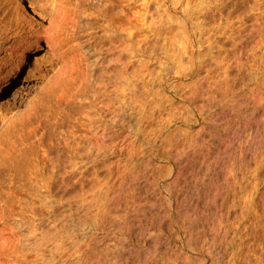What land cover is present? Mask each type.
Wrapping results in <instances>:
<instances>
[{
  "label": "rangeland",
  "instance_id": "374dc122",
  "mask_svg": "<svg viewBox=\"0 0 264 264\" xmlns=\"http://www.w3.org/2000/svg\"><path fill=\"white\" fill-rule=\"evenodd\" d=\"M45 1L0 0V35L4 34L3 40L0 42V65L6 66L5 68L11 69L10 71L18 70V74L0 91V139H2L0 145V196L2 199H10L9 203L13 206L11 208L15 210L22 209L21 205L19 206V202L22 204L21 199L22 201L27 199L30 201L29 198H32L28 196L30 193L26 194V189L22 187H31L30 180L27 181L30 172L28 173L27 171L30 170V160L35 156V152L28 142L33 140L34 137L31 140L26 137L28 136L30 125L31 127L37 126V130L39 129L37 137H41L44 143L54 144L59 141L62 142L68 132L77 126L76 124L79 123V120H82L85 112V101H82L81 98L84 95H87V97L89 95L86 92L79 94L80 97L75 94L77 75L75 78L73 77L75 81L70 79L71 77H68L69 80L67 76H61L59 59L46 48L44 42H40L37 45L39 46L37 50H31L35 40L33 38L34 29L29 27L30 25L33 27L37 23L36 21L39 22V17L40 19L43 18L42 12L46 14L49 8L52 7L49 6V3H51L49 0ZM125 1H121L116 6L117 10L125 3L128 5L126 8L124 7L125 5L121 6L122 9H126L125 11L123 10L124 16L121 14L122 21L120 22V24L125 26V30L130 28L128 29L129 31L133 30L136 33L139 31L140 33L142 30L144 32L146 29L148 31L152 27H157L161 33L160 44L162 46L164 44L168 54L177 56L181 51V46L188 41H181L180 38V33L183 29L181 26L183 19L180 18L179 13L180 9L175 10L170 0L167 3L163 0H148L147 4L149 5L147 7H150V14L148 12L146 14L145 10L142 12L141 0L137 2L136 7H134V3H131V0ZM156 1L159 3L158 8L161 3L160 10L157 9L158 4ZM252 1L254 0H218L217 6L219 7H214V12L212 10L209 14H206L207 16H202V14L196 13L199 0H189L187 8L190 10L191 17L187 18L185 22V29H188L191 40H193L189 53L192 52V54L199 56L201 61H203L198 60V62L203 65L199 67L201 64L196 62L197 73L194 72L195 74L190 75V65L189 60H187L188 53L186 52L182 54L183 56L181 55V62L183 63L180 62V64L187 69L185 72L188 73L187 76L174 75L175 73L173 72H176L174 69H177L175 65L168 72L164 68L166 65H161L163 70H166L163 71V73L166 72V74L164 73L166 79L169 78L168 80L171 83L165 86L164 89L166 90L160 88V86H158V89H161L162 91H159L168 95L167 98L169 99L170 97L172 101L167 99L168 102L164 99L166 96L162 94L165 97H160V95L158 98L160 93H158L157 86H155L157 92L153 88L154 92L152 91V94L156 95L157 98L152 96L153 98L151 97V99L149 96L148 102L150 105L148 104V108L152 107L151 102L153 104V101L157 99V103H160L159 105L156 104L159 109L153 106L152 114L149 113L151 109L147 110L148 116L144 112V116H141L136 124L139 130L135 131L133 129L132 134L131 131L128 132L127 127L121 130V139L126 134L130 135H126L127 137H124L126 140L121 141L122 146H114V150L112 148L114 152L109 150L107 158L95 164L93 170L92 168L90 169V173L83 177H80L82 176L81 174H77V178L74 176L70 180L65 178L64 180L65 182L68 181V185L64 181L62 182L65 185L61 183L63 184L62 189L64 187L68 189L67 187L70 184L73 186H69L68 191L66 189L60 190L59 194L61 196L64 194L65 198L68 196L71 198L70 195L72 194L76 198L83 194L88 196L86 199H90V213L87 212V214H91L92 222L87 219L89 215L85 216L86 212L83 206L75 207V201L71 206L77 209H73L74 217L71 220L67 219L69 222L63 220L62 223L64 225L60 222L59 227L57 226V235L53 234L56 235L55 243L53 235L52 237L49 236L52 234L53 225L47 219L37 226L36 234L34 233L35 228L32 229L34 234L27 232L32 237L29 234V236L26 233L24 234L29 240H27L26 236H20L24 232L21 234L16 229H14L15 231L9 230L12 223H10V226L7 224L8 228L4 227L5 230L0 227V244L5 239L7 243L9 242L8 245L10 243L13 244L11 245L13 250L12 248L8 249V252L3 251L2 245H0V264H158L155 261L162 258L165 264L166 262L167 264H264V104H252V99L250 100L257 81L255 79L252 80L248 74H243L246 71L248 73L247 68L240 67V69L238 66L239 70H242L241 72L236 68H233L234 70L231 69L232 71L230 72L231 77L235 75V79L233 77L234 82H231L233 89L229 91L230 93H222L221 95V91L219 92L216 89H213L210 93H206L203 90L195 97L196 101L193 99L194 104H192L193 100L188 101L190 96L186 99L187 94H190V92L185 89V86H188L189 90V85H191L192 81L200 80L201 77L207 79L205 74L208 70L206 69L211 66L208 57H202L204 54L207 55L208 49L200 47L202 50L204 49V52L198 47L195 39L197 34L207 29L218 30L217 24H225L227 17H229L232 26H238L242 21H252L257 17H261L259 19L264 21V0L261 1V5L258 2L261 7H259L257 2V4L253 5ZM130 3L131 5L133 4V9L129 5ZM43 7L47 10L43 9ZM136 8H139V12L141 11L138 13L141 16V20L134 14L137 10ZM155 8L161 13L166 10V13L158 15ZM17 9L20 14L23 11L22 15L25 17L20 14L18 16ZM130 9L134 11L131 13ZM49 11L47 12L48 16L51 13V9ZM152 12L153 15L151 14ZM131 14H134L133 18ZM149 15L153 18L151 17L150 19ZM16 16L18 20H16ZM20 16L21 18L19 19ZM44 16L42 20L46 22V17L48 16ZM93 17L96 16H88L89 19L86 17V20L93 21L91 31L97 34L99 33L98 28H100L97 26L100 18L93 19ZM31 18L36 21L33 22ZM131 19L132 21L130 22ZM133 19H136L137 21L134 20V22L136 21L137 23L140 21L138 24L139 28H136L137 25H135L136 23L133 22ZM152 19H154V22ZM94 20H96L97 25ZM149 20L153 22L150 28H148L147 24L150 22ZM16 22L18 24L21 23V27L24 29H21ZM127 24L130 27L129 25L126 26ZM95 28L97 31L94 30ZM82 29L85 30L84 28ZM146 31L144 33L150 32ZM150 38L152 39L153 37L150 36ZM98 43L97 37L92 44L99 47ZM74 45H76V41L64 47V51L61 49L60 57L63 56L66 62H68L67 59L70 58L69 55L73 52L71 47ZM215 51L218 52L217 49ZM215 51L214 53H216ZM249 52V61H251L253 53L252 51ZM111 55L113 56V53L110 54V58H112ZM106 58H109V55ZM204 58H206L205 61L208 60L206 63ZM257 60L260 59L257 58ZM19 63H22L20 68ZM254 63L255 65L258 64L257 67L260 68V61H255ZM208 65L209 67H207ZM211 68L209 75L213 74V77L211 76L212 78H210L209 76V80L214 81L213 78L217 76V72L214 70L215 68L213 69V65ZM253 68L255 69L256 66ZM261 68L263 67L261 66ZM260 74L257 75L264 82L262 69ZM171 79L173 80L171 81ZM209 80L207 79L206 82ZM74 82L75 84H73ZM173 82L176 83L174 84ZM183 82H186L185 86ZM69 88L75 96L68 91ZM182 89L184 91H180ZM168 92L173 93L172 96ZM223 94L225 95L224 98ZM207 95H210V97H207ZM160 99H164L163 103L158 102ZM150 100L153 101L150 102ZM28 110L31 112L29 113L31 115H28L30 118L27 116V118L23 117V119L18 118L19 115L28 112ZM171 114H174V116ZM140 122L142 124L139 125L138 123ZM137 128L135 127L136 130ZM248 137L249 139H246ZM24 143L28 146L24 145ZM133 148L136 149L133 150ZM27 149L32 152L29 151L30 154L29 152L27 153ZM18 150H22L24 155L21 151L20 154ZM110 151L113 153L112 155ZM28 156L30 160H27L30 162L25 159ZM27 163L30 164L27 166ZM13 165H15V168ZM25 166L27 167L25 168ZM16 167L20 169H16ZM8 171L12 172L10 173L13 175L12 178L14 177L12 181L15 182V185L19 187L21 185L22 188H18L20 190H12V185L9 182L11 180L7 178ZM25 175L28 179H25L27 178ZM74 178L76 181H73ZM127 179L129 182L126 181ZM28 187L25 188L29 192L31 188ZM74 198L73 200H75ZM16 201L17 203H15ZM36 207L34 211L40 213V211H37L39 205H36ZM129 208H134L138 212L136 211L134 214L132 212L133 209L130 210ZM72 220L74 223H72ZM123 220H125L123 227L125 230L123 228L122 230L125 233H121V229L115 231L114 223H120ZM38 228L41 229L38 230ZM45 228L48 232L45 231ZM50 231L51 233H49ZM47 233H49L48 236H46ZM42 235L43 237H41ZM21 237L26 238L23 240ZM39 237L43 238V240L39 239L37 245L34 241ZM51 238L53 239L50 240ZM59 238L64 241L68 240L65 245L69 246L72 243L77 248H74L75 250L73 249V251L70 250L71 252L65 249L67 253L61 251L60 254H57L56 245ZM232 241L233 243H231ZM32 242L36 245H29ZM27 250L29 251L27 252ZM74 251L78 252L75 253ZM231 252L236 254L233 262L230 258ZM64 255L67 256L65 257ZM53 256H55V259ZM227 260L231 262L229 263Z\"/></svg>",
  "mask_w": 264,
  "mask_h": 264
},
{
  "label": "bare ground",
  "instance_id": "6f19581e",
  "mask_svg": "<svg viewBox=\"0 0 264 264\" xmlns=\"http://www.w3.org/2000/svg\"><path fill=\"white\" fill-rule=\"evenodd\" d=\"M49 1L51 2V3H49V6H52L49 8V10L51 9V13L48 16L47 12H50L49 10L46 12V14H44V12H42L43 18L45 17L44 15L48 16V17H46L47 18L46 22H43V20H42L43 18L40 19V17H39V22L36 20H33L31 18L33 20V22L34 21L37 22V23L35 22L36 24L33 27H31V25L29 27V28L34 29L33 38L35 40L34 44H32L31 50L32 51L37 50L39 47L37 45L40 44V42H44L46 45V48L52 54L56 55L57 58L59 59L58 61L61 64V67H60L61 76L65 75V76H67V79H69L68 77H71L70 79L74 80L73 77L75 78L77 75V79H76L77 80V86L76 85H75L76 87L74 86L75 91H76L75 94H77V96H79V94L86 92L89 95H88V97H87V95L86 96L84 95V96H82L83 98H81L82 101H85V104H84L85 105V112L83 113L82 120H79L78 124H76L77 122L75 123L77 126L75 127V125H74L75 128L72 131L69 130L70 132H68L67 136L64 138V140L62 142L59 141V142L54 143V144L44 143V141H42L41 137L40 138L37 137L39 134L38 133L39 129L37 130V126L31 127V125H30V128L29 127H28L29 129L27 128L28 129V136H26L27 139L31 140L34 137L33 140L28 141V142H29V146L35 152V156H33L32 160L29 159V156H28V158L27 157L25 158L26 160L28 159L31 161L30 162L27 160V162L31 163V166L29 165L30 170L28 169L29 167L27 168V170H29L27 172L28 173L30 172V175L28 176L29 179L25 175V177H27L25 179H28L27 181L30 180L31 187H28V186H22V187H24V189H26L27 192H25L24 190L23 191L26 194L30 193L28 196L32 197V198H29L30 201L27 199L28 202H27V200L22 201V199H21L22 204H20V202H19L20 200H19L18 201L19 206L21 205L22 209L18 210L17 207H15L17 209V210H15V209L11 208L13 206H11L9 203L10 199H8V200L2 199V197L0 196V227L1 228L3 227V230H5V228L7 227V224H9L8 226H10V223H12L11 224L12 226L9 228V230L11 229L12 231H15L14 229H16V231H19V233H21V234H22V232H24L23 235H20V236H26L24 234L25 233L27 234V232H30L31 234H34V233L36 234L37 226H39V224L41 225L43 220L47 219L53 225L52 234L49 235L50 237H52L53 234L57 233L58 227H59L58 225L60 224V222L62 223L63 220L67 221V219L68 220L73 219V217H74L73 209L75 207H79V206H81V207L83 206V208L85 209V212H86L85 216L89 215V217L87 219L90 220V222H92V218H90L91 214H87V212L90 213L89 212V210H90L89 200L90 199H88V200L86 199V198H88V196L81 194L82 196H80L79 198L78 197L76 198L75 195L72 196L73 195L72 194V195H70L71 198L68 195H67L68 197L65 198L63 196L64 194L62 195L63 197L59 194L60 190L62 189V185L63 184L65 185V183L68 185V183H67L68 181L65 182L64 179L68 178L70 180V179H73L74 176H75V178H77L76 177L77 174L78 175L81 174L82 176H80V177H83L84 175L90 173L91 168L93 170V166L95 164L104 161L108 156L109 150H112V148L114 146H122L121 145L122 142L124 140H126L124 137L130 136L129 134L128 135L126 134L127 136L123 134L124 139L123 138L121 139V134H122L121 130H123L124 128L127 127L129 130L128 132L131 131V134L134 130L135 131L139 130L136 126L137 121L140 120L139 118L141 116H144V114H145L144 112H146L145 115H147V110H149V109H151L149 112V113H151L152 107L154 106V107L158 108L157 106L160 104V103H157V101H156L157 99L154 101L150 100V102L153 101L154 103L152 104V102H151L152 107L148 108V104H149L148 98H149V96H150V98L152 96H154L152 94L154 92L153 88H155V86H157L156 88L158 89L159 88L158 86H160V88L164 89L168 83H171L168 80L169 78L166 79V77H165L166 75H164V73L166 74V72L163 73V71L166 69L168 72L169 70H172L173 66L175 65L177 69L176 70L174 69V71H176V72H173V73H175L174 75H177V74H178L177 76H187L188 75V73H185L187 70L185 68V66L180 64L181 57L183 56L182 55L183 53H185V52L188 53V59L187 60H189V65H190V69H189L190 73L189 74L190 75L193 74L194 72L197 73L196 72L197 69L195 68V63L197 62V64H198V63H200V62H198V60L201 61L199 56L192 54V52L189 53V48L193 45L192 44L193 40H191V36L189 35L188 29H185L186 28V23H185L186 19L191 17L190 10L187 8L188 7L187 4L189 3V0H170L171 1L170 3H171V5H173L175 10L180 9V11H179L180 18L183 19V22L181 25L183 29H182V32L180 33L181 41L188 40L187 43H185L181 46V51L178 53V55L177 56L174 55L175 57L167 53L164 44H163V46L160 44L159 40H160L161 33L157 29V27L150 28L151 24L154 22V19H152L153 22H151L149 20L151 23L150 22L147 23L148 28H150V29H148V31H150L149 33H144L147 29L144 32L142 30L143 34H142V32H140L141 33L140 34L139 31H137V33H136V31H133L131 29L133 32H135V33H133L132 31L128 30L130 28L125 30V28H124L125 26L120 24V22L122 21L121 14L124 16L123 12L126 10L125 8L128 5H126V3H125L124 4L125 6L121 5V6L125 7L124 9H122V7L120 6V8L116 10L117 4L118 3L120 4V2L124 1V0H49ZM126 1L128 2V0H126ZM131 1H132L131 3H134V7H136V4L139 0H131ZM147 1L148 0H141V9H142V12L145 10L146 14H147V12H148V14H150V12H149L150 7H147V5H149V4H147ZM153 1H155V0H153ZM157 1H156V3H157ZM163 1H165L166 3L168 2V0H163ZM261 1L262 0H254V1H252V3L254 5V4H257L258 2H260V5H261L262 4ZM217 2H218V0H199L198 10L196 11V13L202 14V16L209 14V12H211L214 9V7L215 8L219 7V6H217V4H218ZM131 3L129 5H131ZM47 4H48V2H47ZM47 4H44V5H47ZM50 4H52V5H50ZM157 4H158L157 9L161 8V3H160L159 8H158L159 3H157ZM132 5H131V8L133 9ZM258 5H259V3H258ZM260 5H259V7H261ZM164 6H166V5H164ZM146 8H148V9H146ZM43 9H45V7H43ZM132 9H130L131 13H132V11H134ZM45 10H47V9H45ZM137 10H136V12H134V14H136V17L140 19L141 16H139L140 14L138 15V13H140L141 11L139 12V8ZM155 10H156V8H155ZM22 12L20 14L18 9H17L18 16H19V14L22 15L23 14ZM213 12H214V10H213ZM145 13H143V14H145ZM165 13H166V10H163L162 13L160 11H157L156 14L162 15ZM40 14H39V16H40ZM151 14L153 15V12ZM133 15H132V18H133ZM88 16H96V17H93V19L94 18H100L99 23L97 21L98 25L96 24V20H94L95 24L101 28V29L98 28L99 33L94 34L91 31V28L93 26V21L92 20H86V17L88 18ZM23 17H25V16H23ZM151 17L152 16H150V19H151ZM20 18H21V16L19 17V19ZM28 18H29V16H28ZM259 18H261V17H259ZM259 18L257 17L252 21L248 20V22L242 21V23L240 25L232 26V24H230L229 17H227L225 24H222V23L217 24L218 30L215 31L213 29H210V30L207 29V30H205L206 32L205 31L199 32L197 34V36H196L197 38H195V39L197 40L196 43L198 44V47L199 48L200 47H202V48L206 47V49H208L207 55L204 54V55H202V57H208L209 62H211V66L213 65V69L215 68L214 70L217 72V76L216 77L214 76L215 77V78H213L214 81L210 79L211 81H213L212 83H210L211 81L209 80V76H210L209 74H210V71L212 70V68H211V66L209 67V65H208L207 67H209V68H207V69L205 68L206 70H208L206 73L207 75L205 74V76L210 82L209 81L206 82L207 79H203L204 77L200 76L201 81L199 79L196 81H192V83H190L191 85H189V90H188V86L187 87L185 86L186 82H183V84L185 83L184 84L185 89H187V91L190 92V94H187L188 96L186 98V99H188V97L190 96L188 101L195 99V97H197L199 92L201 93V92H203V90H205L206 93L207 92L210 93V92H212L213 89H216V90H219V92L221 91V95H222V93L226 94L229 91H232L233 85L231 82H234L233 77L235 75L233 77H231V73H230L232 71L231 69L236 68L239 70V68L242 67V68L248 69V73H247V71H246L247 69H246L245 70L246 73L243 72V74H248V76H250L252 78V80L255 79L257 81V83L255 85L256 88L253 90V95L250 98V100L252 99V102H253L252 104H257V105L258 104H264V87H263L264 82L262 80H260V77H258V75H257V74L261 75L260 74L261 69L264 72V21H261V19H259ZM22 19L24 20V18H22ZM136 19H133V22ZM16 20H18V17ZM32 20H30V21H32ZM131 21H132V19L130 20V22ZM136 21L134 22V23H136L135 25H137L136 28H139L138 24L140 21H138V23ZM18 22H20V21H18ZM26 22H28V21H26ZM16 24H18V23L16 22ZM95 24H94V26H96ZM18 25H20V27H21V23H19ZM128 25L129 24H127L126 26H128ZM141 25H140V27H141ZM26 26H27V23H26ZM129 27H130V25H129ZM22 28L23 27H21V29ZM81 28L85 29V30L82 29L84 32L81 30ZM96 28L94 29L95 31H97ZM8 29H9V27H8ZM1 31H2V29H1ZM148 31H146V32H148ZM4 33H6V32H4ZM149 34L151 37H153L152 39L150 38ZM96 36L98 37L99 47H97L95 44H92L93 41L97 38ZM3 37H4V34L0 35V42H1V40H3ZM93 37L94 38L96 37V38L94 39ZM74 41H76V45L71 47V49L73 48V50H71L73 52L69 55L70 58L67 59L68 62H66V60L63 58V56L60 57L61 49H63L66 46H69ZM193 47H192V49H193ZM21 49H22V47H21ZM215 49H217L218 52H216ZM0 50H1V46H0ZM213 50L216 53H214ZM63 51H64V49H63ZM202 51H204V49ZM249 51H252V53H253V57H251V59L253 61L252 60L249 61V59H250V57H249L250 52ZM111 53H113V56L111 55L112 58H110ZM108 55H109L110 59L106 58V56H108ZM256 57L259 58L260 60H257ZM205 59L206 58H204V61H205ZM254 60L256 62L260 61L261 62L260 65L263 68H261V66H260L261 69L259 67H257L258 64L255 65ZM207 61H205V63ZM181 63H183V62H181ZM21 64L22 63H19V68L21 67ZM200 64L201 65H199V67L203 65L202 63H200ZM161 65L165 66L164 70L161 67ZM254 65L256 66L255 69L253 68V67H255ZM238 66H239V68H238ZM5 67L3 65H0V91L3 89V87L8 82H10V80H12L18 74V70L10 71L11 69L9 70L8 68H5ZM238 70H236V71H238ZM205 71H204V73H205ZM216 72H215V74H216ZM199 74H200V72H199ZM65 76H64V78H65ZM211 76H210V78L213 77V76L212 77ZM196 77H197V75H196ZM239 77H240V75L238 76V79H239ZM179 78H181V77H179ZM251 78H249V79L251 80ZM234 79H235V77H234ZM261 79H262V77H261ZM72 80H71V82H72ZM172 80L173 79H171V81ZM191 80H193V79H191ZM202 80H204L205 82ZM69 84H70V82H69ZM73 84H75V82ZM184 86H182V87L184 88ZM74 87H72V88L74 89ZM156 88H155V91H156ZM159 90H161V89H158V91ZM164 90H166V89H164ZM234 90H235V88H234ZM68 91H70V88ZM180 91H184V90L182 89ZM179 92H177V93L179 94ZM71 93L73 94V92H71ZM158 93H160L159 95L156 93L158 95V98L161 94L165 95L164 92L162 93L159 91ZM168 93H170V92H168ZM172 94L170 93L169 95L172 96ZM162 95L160 97H163ZM165 96H166V98H164ZM165 96L163 98L167 100L168 95H165ZM202 97H203V95H202ZM207 97H210V95H207ZM224 97H225V95L223 96V98ZM154 98H157V96L155 95ZM212 98H214V97H212ZM164 99H160V101H158V102H162V101H164ZM217 99H218V97H217ZM79 100H80V98H79ZM168 100L172 101V99L170 97ZM195 101H196V99H195ZM210 101H211V99H210ZM191 103H192V101H191ZM154 104L155 105L158 104V105L155 106ZM192 104H194V100H193ZM207 106H209V105H207ZM255 110H256V108H255ZM154 111H155V109H154ZM154 111H153V113H154ZM29 113H31V112L28 110V112H24L21 115H19L18 118L23 119V117L24 118L26 116L29 117L28 115H31ZM167 113H168V111H167ZM244 114H246V113H244ZM171 115L174 116V114H171ZM145 118H147V117L145 116ZM248 123H249V121H248ZM138 124L140 125L142 123L140 122ZM237 124H238V121H237ZM246 126H248V125H246ZM135 127L137 128V130L135 129ZM245 128H247V127H245ZM140 129H141V127H140ZM143 130H144V128H143ZM135 134H137V133H135ZM138 135H139V133H138ZM246 139H249V137ZM1 143H2V139H0V145H1ZM9 143L11 144V142H9ZM14 143H12V145H14ZM24 145L28 146L25 143H24ZM116 148H115V150H116ZM134 149H136V148H133V150ZM113 150H114V148H113ZM113 150H112V152H114ZM20 151L24 155V152L22 150H20ZM20 151H19V153H20ZM29 151L30 150H28L27 153ZM119 151H120V149H119ZM30 152H32V151H30ZM30 152H29V154H30ZM110 153H111V151H110ZM110 153H109V156H110ZM115 153H117V152H115ZM112 154L113 153H111V155ZM22 158H23V156H22ZM22 158L20 157L21 160H23ZM26 160H25V162H26ZM14 163H16V162H14ZM17 163H19V162H17ZM30 163H27V166ZM133 164H134V162H133ZM13 166L15 168V165H13ZM13 166H12V168H13ZM16 166L18 167L19 165H16ZM27 166H25V168ZM17 167H16V169H20ZM22 167H24V166H22ZM22 167H21V169H22ZM10 172L8 173L7 178H9V180H11L9 182L12 185V187H11L12 190L17 191L18 188L21 189L22 187H21V185H20V187L15 185V182L12 181V180H14V177L12 178L13 175H11L12 172L11 173ZM24 173H25V171H24ZM129 173H131V172H129ZM127 175H126V177H127ZM75 178L73 181H76ZM22 179H24V178L22 177ZM62 181H64L65 183ZM126 181L129 182L128 179ZM124 182H125V180H124ZM61 183H63V184H61ZM121 183H119V184L121 185ZM234 184H236V183L234 182ZM122 185H123V183H122ZM69 186H71V184ZM69 186L67 187L68 189H69ZM25 187L31 188L30 191L28 192V189ZM71 187H73V186H71ZM20 189H18V190H20ZM64 189H66V187H64L62 189V191ZM68 189H66V190L68 191ZM225 190H227V189H225ZM9 193H10V191H9ZM26 194H25V196H27ZM21 198H23V197H21ZM73 198L75 200H73ZM75 201H76V203H75ZM73 202L76 205L74 208L71 207ZM15 203H17V201ZM36 205H39L37 211H40V213H37L34 211ZM133 206H135V205L133 204ZM133 206H131V207H133ZM83 208H80V209H83ZM142 208H143V206H142ZM131 209L134 210V208H131ZM133 210H132V212L135 214V212L137 210L136 211L135 210L133 211ZM75 214H76V212H75ZM142 214H143V212H142ZM26 220H28V221H26ZM123 221H121L120 223H114V221H113V223H114L113 226H114L115 231H119L120 229L122 230V228L124 227L125 220H123ZM67 222H69V221H67ZM72 223H74L73 220H72ZM81 224H82V222H81ZM32 229L35 230L34 233H32L34 231ZM40 229L38 228V230H40ZM49 229H50V227H49ZM30 230H32V231H30ZM123 230H125V229L123 228ZM123 230L120 232L122 233ZM45 231L48 232V230L46 228H45ZM41 232H43V231H41ZM30 233H28V234L31 235ZM49 233H51V231ZM49 233H47L46 236H48ZM123 233H125V231ZM28 234H27V236H29ZM43 235L41 237H43ZM56 235H53V238H55ZM58 236H59V234H58ZM13 237H14V235H13ZM26 237H24V238L21 237V239L23 238V240H24ZM31 237H32V235H31ZM44 238H45V235H44ZM53 238H51L50 240H52ZM61 238H62V236H61ZM69 238H67V239H69ZM39 239H41V238L39 237L34 242L37 244ZM27 240H29L28 237H27ZM41 240H43V238ZM55 240H56V238L54 239V243H55ZM158 240H159V238H158ZM57 241H58V243H57ZM57 241H56L57 245L55 244L57 254H60L61 251H65V249H67L68 251H70V250L73 251V249L75 248L74 245H72V243H70L69 246L65 245V243L68 240L64 241L63 239L60 240V238H59V240H57ZM34 242H32L29 245L33 246ZM70 242H72V241H70ZM8 243L6 242V239L3 242H1L0 245H2L3 251L4 250L7 251L8 249L10 250L11 248L13 250V247L11 246L13 244L10 243V245H8ZM15 243H17V242H15ZM231 243H233V241ZM25 244H26V242H25ZM36 244H34V245H36ZM78 244H80V243H78ZM64 246H66V248H64ZM225 247H226V245H225ZM222 248H223V246H222ZM232 248H230V249H232ZM49 250H51V249H49ZM238 250L241 251L240 249H238ZM28 251L29 250H27V252ZM232 251H234V250H232ZM27 252H25V253L27 254ZM77 252H75V253H77ZM12 253H13V251H12ZM53 253H55V252H53ZM54 257L55 256H53V258ZM235 257H236V254L231 252L230 258H231L232 262H233V259H235ZM69 258H70V256H69ZM220 259H218V260H220ZM161 260L157 259V261H155V263L157 262L159 264L161 262V264H165V263H163L164 262L163 258ZM227 261H229V260H227ZM231 261H229V263ZM56 262H58V261H56ZM65 262H67V261H65ZM166 264H167V262H166Z\"/></svg>",
  "mask_w": 264,
  "mask_h": 264
}]
</instances>
